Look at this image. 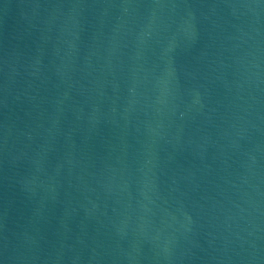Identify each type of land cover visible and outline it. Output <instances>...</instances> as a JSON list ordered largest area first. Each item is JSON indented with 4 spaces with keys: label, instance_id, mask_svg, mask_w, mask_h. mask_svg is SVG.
Returning <instances> with one entry per match:
<instances>
[{
    "label": "water",
    "instance_id": "1",
    "mask_svg": "<svg viewBox=\"0 0 264 264\" xmlns=\"http://www.w3.org/2000/svg\"><path fill=\"white\" fill-rule=\"evenodd\" d=\"M0 264H264V0H0Z\"/></svg>",
    "mask_w": 264,
    "mask_h": 264
}]
</instances>
